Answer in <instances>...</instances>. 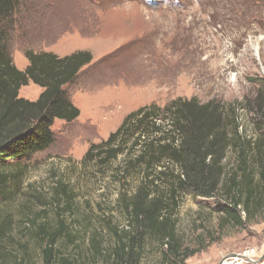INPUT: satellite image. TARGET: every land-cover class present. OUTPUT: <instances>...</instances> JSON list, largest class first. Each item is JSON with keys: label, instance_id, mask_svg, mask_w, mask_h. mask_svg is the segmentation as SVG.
I'll return each instance as SVG.
<instances>
[{"label": "rangeland", "instance_id": "374dc122", "mask_svg": "<svg viewBox=\"0 0 264 264\" xmlns=\"http://www.w3.org/2000/svg\"><path fill=\"white\" fill-rule=\"evenodd\" d=\"M19 12L8 31L17 69L27 68L29 49L59 57L90 52L93 62L68 88L80 117L71 123L57 120L52 146L27 162L20 202L12 208L17 219L28 199L40 193L51 197L53 185L63 179L75 187L81 216L91 221L87 238L100 230L102 248L109 252L113 239L103 221L126 224L114 211L119 187L109 170L80 162L92 144L107 140L141 107H165L178 98L241 104L244 132L255 135L254 105L258 94L264 95V0H22ZM42 92L30 83L19 95L36 101ZM223 200L182 194L179 234L184 247L199 251L184 264H219L231 253L261 247L264 212L245 228L222 227ZM161 261V246L148 240L141 264ZM82 264L107 261L91 256Z\"/></svg>", "mask_w": 264, "mask_h": 264}, {"label": "trees", "instance_id": "16d2710c", "mask_svg": "<svg viewBox=\"0 0 264 264\" xmlns=\"http://www.w3.org/2000/svg\"><path fill=\"white\" fill-rule=\"evenodd\" d=\"M21 2L0 0V264H82L91 256L107 264H141L148 240L161 246V264H184L199 251L184 247L179 234L176 216L182 194L206 199L221 195L222 227L245 228L264 212L260 92L254 136L244 132L241 104L225 107L178 98L165 107L139 108L107 140L90 146L80 165L109 170L119 187L114 211L126 223L121 227L110 218L103 221L113 239L109 252L102 248L100 230L87 238L91 221L81 216L75 187L63 179L53 185L51 197L40 193L28 199L17 219L12 208L20 202L27 162L52 146L57 120L71 123L80 117L68 88L93 62L90 52L59 57L29 49L27 68L17 69L8 31L21 13ZM30 83L43 90L36 101L19 95ZM131 180H137L135 188Z\"/></svg>", "mask_w": 264, "mask_h": 264}, {"label": "built area", "instance_id": "2783aa9c", "mask_svg": "<svg viewBox=\"0 0 264 264\" xmlns=\"http://www.w3.org/2000/svg\"><path fill=\"white\" fill-rule=\"evenodd\" d=\"M219 264H264V239L261 247H248L224 257Z\"/></svg>", "mask_w": 264, "mask_h": 264}]
</instances>
